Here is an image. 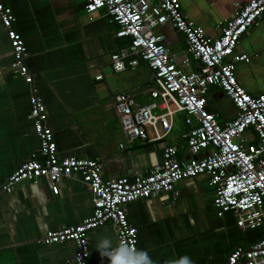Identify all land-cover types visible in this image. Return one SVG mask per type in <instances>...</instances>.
Listing matches in <instances>:
<instances>
[{"label":"crops","instance_id":"crops-1","mask_svg":"<svg viewBox=\"0 0 264 264\" xmlns=\"http://www.w3.org/2000/svg\"><path fill=\"white\" fill-rule=\"evenodd\" d=\"M13 14V28L21 36L27 56L25 65L33 82L27 85L14 74L12 52L0 22V264H68L74 257L73 243L46 246L48 231L75 226L92 213L91 194L79 176L64 179L53 195L45 180L23 182L11 193L1 185L20 164L38 156L40 145L33 130L30 89L35 88L46 106L47 125L53 132L59 157L75 155L97 159L104 178H134L162 160V146L178 149L189 158L182 134L187 131L183 115L173 117V129L154 142L128 140L113 110V97L132 93L140 105L151 102L146 91L150 72L143 65L114 73L109 57L128 46L115 37L116 25L100 12L88 20L85 0H3ZM251 0H179L188 21L217 37L219 27L236 7ZM166 49L185 71L198 69L186 52L183 36L167 24L156 30ZM235 54H246L248 63H238L235 75L252 96L264 95V16L240 39ZM103 79L95 80L97 74ZM207 110L219 123L234 119L237 110L218 87H210ZM149 138L153 131L146 129ZM124 143V149L119 144ZM203 154L197 156L202 157ZM174 203L159 194L125 207L127 218L138 231L137 249L145 250L156 264L191 257L193 264H226L237 246L248 247L264 237V225L241 230L232 213L219 217L212 204L214 191L208 177L199 175L176 186ZM89 264H109L99 255L97 244L116 230L105 224L88 235Z\"/></svg>","mask_w":264,"mask_h":264},{"label":"built area","instance_id":"built-area-1","mask_svg":"<svg viewBox=\"0 0 264 264\" xmlns=\"http://www.w3.org/2000/svg\"><path fill=\"white\" fill-rule=\"evenodd\" d=\"M84 11L88 20L104 12L117 27L115 37L129 40L127 47L109 57L114 73L133 71L141 64L150 72L146 89L149 104H138L130 92L113 97L123 136L142 142L163 139L173 129V117L181 114L187 126L181 137L189 158L179 156L175 146L163 145L161 162L145 174L131 179L104 178L97 159L58 156L53 132L47 125L46 106L31 87L29 116L40 151L14 170L1 190L11 193L23 182L45 180L51 193L58 195L62 180L79 176L92 203L88 218L75 226L48 231L41 242L46 246L71 242L75 253L68 264H89L88 235L108 223L115 227L116 244L123 239L137 249L138 231L129 223L125 207L159 194H168L174 203L179 194L177 184L199 175L208 177V186L214 191L212 204L219 217L234 214L241 230L263 226L264 95H249L239 84L236 65L248 63L249 57L235 54V50L242 36L264 16V0L236 7L232 17L220 25L217 37H208L202 28L189 22L179 0H85ZM13 21L11 9L0 0V22L13 58L11 68L31 85L32 75L24 62L27 51ZM167 24L183 36L186 52L198 63L197 70L185 71L186 61L176 63L163 45L156 30ZM102 79L100 73L95 76L97 81ZM210 87L220 88L237 110L230 122L219 123L207 110ZM146 129L153 131L152 138ZM124 147V143L119 144L120 149ZM226 264H264V237L248 247L237 246L227 256Z\"/></svg>","mask_w":264,"mask_h":264},{"label":"clouds","instance_id":"clouds-1","mask_svg":"<svg viewBox=\"0 0 264 264\" xmlns=\"http://www.w3.org/2000/svg\"><path fill=\"white\" fill-rule=\"evenodd\" d=\"M97 249L99 255L107 258L109 264H156L147 251L137 250L123 239L114 246L111 238L104 237L98 242ZM166 264H193V261L189 256H182L170 259Z\"/></svg>","mask_w":264,"mask_h":264},{"label":"rangeland","instance_id":"rangeland-1","mask_svg":"<svg viewBox=\"0 0 264 264\" xmlns=\"http://www.w3.org/2000/svg\"><path fill=\"white\" fill-rule=\"evenodd\" d=\"M179 115H181V114H179Z\"/></svg>","mask_w":264,"mask_h":264}]
</instances>
